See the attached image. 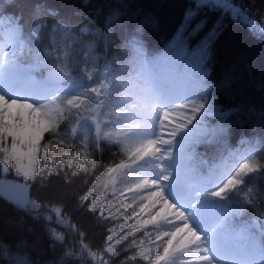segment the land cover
Instances as JSON below:
<instances>
[{
  "label": "snow or ice",
  "instance_id": "snow-or-ice-1",
  "mask_svg": "<svg viewBox=\"0 0 264 264\" xmlns=\"http://www.w3.org/2000/svg\"><path fill=\"white\" fill-rule=\"evenodd\" d=\"M0 4L7 5L0 22L12 29L0 48L3 171L14 166L41 184L62 173L87 183L97 152L116 150L115 167L107 165L76 205L103 225L99 245L72 223L64 202L16 199L19 215L8 223L18 236L0 239V260L42 264L47 243L54 258L43 264H264V107H225L217 95L237 91L239 64L250 67L221 62L225 21L264 42V14L257 21L232 0H191L168 48L147 55L146 25L127 12L128 0L107 12L81 0L89 10L72 13L85 21L79 26L47 0ZM70 50L82 53L78 71L89 80L103 54L95 87L75 80L65 87ZM244 126L259 129V151L243 136L248 147L233 146ZM121 170L123 187L109 192L105 178Z\"/></svg>",
  "mask_w": 264,
  "mask_h": 264
},
{
  "label": "trees",
  "instance_id": "trees-1",
  "mask_svg": "<svg viewBox=\"0 0 264 264\" xmlns=\"http://www.w3.org/2000/svg\"><path fill=\"white\" fill-rule=\"evenodd\" d=\"M191 0H128L130 7L127 12L134 15V18L142 21L146 25L147 45L145 52L147 55H159L163 53L171 44L173 38L176 36L181 24L185 9ZM47 3L53 7L59 8L61 15L68 16L76 25L85 23L80 16H74V11L86 12L88 8L81 7V0H47ZM116 0H90V5L95 6L102 4L105 6V11H108V6L114 5ZM233 6L240 7L250 19L260 21L261 14H264V0H232ZM6 4H0V9L6 8ZM11 11V9H9ZM229 27L221 36L218 45V54L221 62L231 61L239 62L245 61L250 67H245V64H239V79L238 89L231 95L217 94L220 98L221 104L225 107L228 105H236L246 103L254 105L257 109L264 107V42L254 39L248 31V28L243 23H232L225 21ZM261 25L258 23L257 27ZM6 41V40H5ZM71 45V41L69 42ZM115 47V45H113ZM54 57L63 58L65 53L63 49L57 52L52 49ZM82 58V53L79 51H69L68 63L73 70V78H79L81 82L82 73L78 71ZM98 68L104 64L103 54L95 61ZM219 69L214 70V74ZM83 77H85L83 75ZM206 122L211 124L212 117L206 118ZM245 137L253 141V146L257 151L261 147L259 136V129L255 126L238 127L234 132L233 146L235 148H246L248 145H241L240 138ZM241 146V147H240ZM245 146V147H244ZM91 151V149H89ZM200 151H203L201 148ZM116 158V150L97 152V166L88 175L87 183L78 177H73L71 182L64 179L63 173L54 175L48 181L41 184L38 181H26L23 176L16 173L14 166H10L7 172L1 169L0 164V181L8 180L14 182L24 183L27 188L28 200L38 201H62L66 204L67 215L72 223H79V225L87 232L89 240L94 246L101 243V238L105 234L103 225L97 224L91 214L82 213L77 209L79 195L83 194L87 188L95 183L96 179L104 175L107 171V165L115 167L113 160ZM116 162H120L118 159ZM41 160L36 161V166L39 167ZM219 163V161H217ZM231 162H227L225 167H230ZM66 171L70 172L71 169ZM110 192V191H109ZM259 206V205H258ZM15 211V202L9 200L6 196L0 193V239L9 243L17 239L18 233L9 225L10 219L15 220L18 217ZM30 224L31 221L29 220ZM56 227V225H53ZM139 235V233H137ZM74 237L69 236L71 243ZM44 247L47 249L45 255L39 257L42 264L44 261L53 259L54 254L48 248L47 243ZM5 251V247L0 245V253ZM122 258V257H121ZM0 264H9L7 259L0 260ZM137 264H143L138 261Z\"/></svg>",
  "mask_w": 264,
  "mask_h": 264
},
{
  "label": "rangeland",
  "instance_id": "rangeland-1",
  "mask_svg": "<svg viewBox=\"0 0 264 264\" xmlns=\"http://www.w3.org/2000/svg\"><path fill=\"white\" fill-rule=\"evenodd\" d=\"M8 39V43L4 44L3 41L5 39ZM12 40V29L11 26L6 23V22H0V48L6 47ZM103 71V66L98 68L97 72H93L92 74L94 75L92 80L87 79V77H81V82L79 80V83H84V84H88L90 86L95 87L96 83L94 82L95 80L102 78L99 73ZM75 78H72L68 81L74 80ZM164 138H167V136H165ZM3 165L1 164V169L3 170ZM10 167V166H9ZM15 168V167H14ZM123 174V170H121V172H118L116 174H114V176L109 179V178H105V183L109 185V191L111 190V187L113 186V184L116 187H123V185H121L119 183V179L120 176ZM0 193H2L4 196H6L9 200L11 201H16V199H26L25 195L27 193V188L25 186L24 183L21 182H14V181H8V180H2L0 181ZM147 193H145L146 195ZM125 195L127 196H131V193H125Z\"/></svg>",
  "mask_w": 264,
  "mask_h": 264
},
{
  "label": "bare ground",
  "instance_id": "bare-ground-1",
  "mask_svg": "<svg viewBox=\"0 0 264 264\" xmlns=\"http://www.w3.org/2000/svg\"><path fill=\"white\" fill-rule=\"evenodd\" d=\"M92 77H94V75L92 74ZM77 83H79V78H75L74 79ZM73 84V80L65 82V87H72ZM250 140V139H249ZM241 147V146H240ZM245 147V146H244Z\"/></svg>",
  "mask_w": 264,
  "mask_h": 264
},
{
  "label": "water",
  "instance_id": "water-1",
  "mask_svg": "<svg viewBox=\"0 0 264 264\" xmlns=\"http://www.w3.org/2000/svg\"><path fill=\"white\" fill-rule=\"evenodd\" d=\"M26 198H27V194H26Z\"/></svg>",
  "mask_w": 264,
  "mask_h": 264
}]
</instances>
